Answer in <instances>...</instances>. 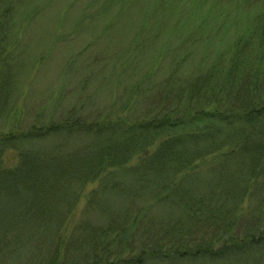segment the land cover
<instances>
[{
    "label": "trees",
    "instance_id": "1",
    "mask_svg": "<svg viewBox=\"0 0 264 264\" xmlns=\"http://www.w3.org/2000/svg\"><path fill=\"white\" fill-rule=\"evenodd\" d=\"M200 1L162 77L130 83L140 99L24 122L0 0V264H264V0ZM204 29L234 38L191 68Z\"/></svg>",
    "mask_w": 264,
    "mask_h": 264
},
{
    "label": "rangeland",
    "instance_id": "2",
    "mask_svg": "<svg viewBox=\"0 0 264 264\" xmlns=\"http://www.w3.org/2000/svg\"><path fill=\"white\" fill-rule=\"evenodd\" d=\"M199 2L14 0L20 29L19 69L10 108L19 106L26 122L43 108L61 111L78 102L87 110L120 108L130 98L140 99L141 91L131 92L130 83L139 80L147 86L143 75L152 67L160 69L158 79L162 77L188 29L211 12L210 1L200 9ZM204 32L196 50L189 48L194 51L191 68L197 69L212 50L228 47L235 33L223 42L215 32ZM85 201L82 197L72 220L82 218Z\"/></svg>",
    "mask_w": 264,
    "mask_h": 264
}]
</instances>
